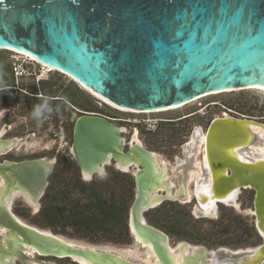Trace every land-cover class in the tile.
<instances>
[{
  "label": "water",
  "instance_id": "obj_1",
  "mask_svg": "<svg viewBox=\"0 0 264 264\" xmlns=\"http://www.w3.org/2000/svg\"><path fill=\"white\" fill-rule=\"evenodd\" d=\"M0 51L25 53L134 112L178 107L226 91L250 88L264 95V0H0ZM254 122L215 117L204 132L211 179L205 201L217 209L233 192L252 190L251 216L261 239L253 252L217 251L220 264H264V161H241L232 153L255 142L249 129ZM13 146L14 140L0 139V153ZM69 152L90 179L112 162L137 168L128 228L134 243L150 247L158 264H209L213 251L182 243L173 253L169 237L144 217L186 195L164 187L154 153L139 144L124 152L120 128L90 113L76 117ZM53 165L44 159L0 163V264H44L27 255L34 253L74 264H136L110 251L72 245L13 213L17 195L40 205ZM194 199L203 205L195 193Z\"/></svg>",
  "mask_w": 264,
  "mask_h": 264
},
{
  "label": "rangeland",
  "instance_id": "obj_2",
  "mask_svg": "<svg viewBox=\"0 0 264 264\" xmlns=\"http://www.w3.org/2000/svg\"><path fill=\"white\" fill-rule=\"evenodd\" d=\"M27 58L0 51V89L7 88L0 92V122L9 125L5 137L28 142L27 146H33L34 143H45L46 146L54 144V138L50 140L51 133L60 135V140L56 143L57 153L49 147L47 151L39 148L38 151L25 154L18 151L8 155L15 160L30 157L56 159L39 207L34 209L23 198L17 197L12 211L26 224L69 241L145 257L127 229L128 212L134 199L129 175L116 173L109 166L105 167L107 173L94 175L87 182L79 177L69 153L71 124L78 116L76 110L127 121V133L123 135L125 139L130 129L139 124V140L147 149L170 163L173 156L180 154L178 144L185 141L191 127L204 130L225 109L260 118L264 124V95L254 90L205 96L192 104L167 112H120L108 107L107 102L96 95L94 97L92 92L93 96L81 90L67 76L49 71ZM186 116L189 117L183 119ZM230 116L235 117L234 114ZM77 183L87 190L79 191ZM91 187L94 192L101 194V209L92 204L94 199L88 197ZM62 194L66 196L62 197ZM238 204L240 210L221 207L214 219H205L192 214L191 204L164 202L147 211L144 217L148 224L169 237L171 247L188 243L211 251L227 249L237 253L254 249L261 243L251 216L252 192L242 191ZM55 207L63 208V212L60 215L52 212L50 215ZM103 209H113L115 219L105 220ZM49 261V264H74L69 261Z\"/></svg>",
  "mask_w": 264,
  "mask_h": 264
},
{
  "label": "flooded vegetation",
  "instance_id": "obj_3",
  "mask_svg": "<svg viewBox=\"0 0 264 264\" xmlns=\"http://www.w3.org/2000/svg\"><path fill=\"white\" fill-rule=\"evenodd\" d=\"M70 80H71L72 83H74L75 85L79 86V88L81 90H83L84 92H87L88 94H91V92L87 91L86 89H83L80 85H78L77 83H75L74 81H72V79H70ZM3 90H7V88L6 87L1 88L0 89V92H2ZM105 105H107V104H105ZM107 106L110 107V108H112L109 105H107ZM114 110H117V109H114ZM75 112L78 114V116L80 114H83V113H88V112L79 111V110H76ZM90 114H97V113H90ZM230 114H234L235 117L232 116L234 118L252 119L256 123L264 125L262 122H260L261 121L260 118L249 117V116L241 115V114H238V113H233L229 109H225V112L220 117H223V116L224 117H227V116L230 117ZM97 115H101V114H97ZM101 116H103L106 119L110 120L112 123H114L115 125H117L120 128V130H121V137L124 140V152L128 151V149L132 145L138 144V143H136V141L133 140V137L135 136L139 140V138H138L139 131L137 129V127H138L139 124H137L136 126H134V127H132L130 129L129 135L125 139L123 137V135H125L127 133V128L125 127L126 124H129L127 121L122 120V119H118V118H116V119H114V118H108V117H106L104 115H101ZM189 116H186L183 119H185V118H187ZM162 123H165V122H162ZM209 123L207 124V126H206V128L204 130H202V128H200V127H191L188 130L187 138L185 139V141H182V142H180L178 144V150H179L180 154L179 155H176V156H173L172 163H170L169 161H166V160L161 159L156 152L150 151L149 149H147L143 145V143L139 140L142 143V145L141 144H139V145H141L145 150L154 153L155 158H156V166H157L158 171H160V170L164 171V174L162 176V181H163V185H164L165 188H167L169 191H171L172 194H175V193H179L180 191H185V188H186L185 184H187V189H188V191L190 193V199L188 201H186V202H184V201H167V202L168 203H178V204L179 203L180 204H191L192 205V214L193 215H194V210H195L196 207H197V209L202 210V206L201 205H197V203H196V201L194 199V193L197 196V194H198L197 191L204 190L203 188H205L204 180H206V177H205L206 176V171L209 172L208 167H207V163H206V160H205V155H204V152H203V144L199 147L197 142H198L200 136H204L205 135L204 132L206 131ZM73 124H71V135H70L71 136L70 137L71 138V143H72ZM8 126H9L8 124H4V123H1L0 122V139H2V140H6V139L16 140V141H18L19 144L16 145V146H13L11 149H8V150L5 149V150H3L4 152L0 153V163H2L3 161L20 162V161H23V160L44 159L46 161L53 162V164H54L53 165V169H54V166L56 164V159L52 160L50 158L49 160H47V159L41 158V157H30V158L16 159L15 160L14 158L13 159L12 158H9L8 155L10 153H12V152H18V151L25 154V153H28V152L33 151V150L38 151L39 148H43L42 149L43 151H47V150H49V149H47L49 147L51 149H53V152L54 153H57V150H56L57 149V145H56V143H58V141L60 140V135H58L57 133H51L52 136L50 137V140H51L52 137L54 138V140H53L54 141V144H52V145L51 144H48L46 146L45 143H34L33 146H27L28 145V142H23V140H17L16 138H7V137H5V135H6L7 131H8ZM149 132H153V131H149ZM191 136L194 137V142H193L194 145H193V147L192 146L190 147V145H189V142L191 140ZM71 143H70V145H71ZM250 150L251 149L249 147L247 150H244V151H242L240 153V156H242V158H243L244 161H250V160L251 161H254L255 159H259L260 158V157H256V154L257 153H254V151L253 152H250ZM70 156L72 158V155L71 154H70ZM235 158H238L237 153L235 154ZM238 159H240V158H238ZM72 160H73V158H72ZM158 161H159L160 164L158 163ZM161 161L164 162V163L162 164ZM73 162H74V160H73ZM75 165H76V163H75ZM109 166L112 167L113 170L116 171V173H120V174H123V175H129L130 181H131V189L133 190L134 195H135L134 174H135V171L137 170V168L133 165V166H130L128 169H126L127 171H123L114 162H112V163H110L108 165H105L104 168H103L102 173H99V175L107 173L105 171V167H109ZM76 167H77V165H76ZM77 170H78L79 177L82 178L83 181L87 182V181L93 179V176L94 175L92 176L91 179L90 178L89 179H86L85 177H83V175L81 174V172L78 169V167H77ZM191 171H195V173H194L195 175H193L194 178L192 180H190L188 183H186L187 180L189 179V173ZM52 172H53V170H52ZM199 174H202V177H203L202 179H198L197 176ZM95 175H98V174H95ZM208 177L210 179V175H208ZM197 181H199V183H197ZM210 187H211V183L207 186V189H205L204 195H207V194L210 193V190H211ZM245 190H250V189H242L241 192H240V194L242 193V191H245ZM250 191L252 192V201H253L254 192L252 190H250ZM201 192H203V191H201ZM160 193H164V191L161 190ZM238 197L239 196H237V200H236L237 203H238ZM20 198H23V197L20 196ZM206 202H207V200L205 201V198H203V202L202 203L203 204H206ZM27 205L30 206L29 203ZM221 207L224 208V207H229V206L218 205L217 206V211ZM239 207H240V205H239ZM229 208L234 209L231 206ZM238 210H240V208ZM217 211H216V214H217ZM215 217H216V215H215ZM214 218H212V219H214ZM205 219H210V218H205ZM23 223H25V222H23ZM27 225H29V224H27ZM29 226H31V225H29ZM31 227H35V226H31ZM37 229H39V228H37ZM127 229H128L129 235H130V231H129V228H128V220H127ZM130 237H131V235H130ZM27 255H28V257H30V258H32V259H34L36 261L43 262L44 264H49V262H50L49 260L69 261L70 263H73L69 259H56V258H53V257L41 256V255H39L37 253H34L32 255L31 254H27ZM14 264H21V262L18 261V260H16ZM31 264H37V263L32 262Z\"/></svg>",
  "mask_w": 264,
  "mask_h": 264
},
{
  "label": "bare ground",
  "instance_id": "obj_4",
  "mask_svg": "<svg viewBox=\"0 0 264 264\" xmlns=\"http://www.w3.org/2000/svg\"><path fill=\"white\" fill-rule=\"evenodd\" d=\"M12 53H16V54H18L19 56H25V57H28L27 59L28 60H30V61H33V62H37L34 58H32L31 56H29V55H27V54H25V53H19V52H12ZM30 58V59H29ZM41 65V64H40ZM43 67H46V66H44L43 65ZM47 68V70H49V71H54L53 69H51V68H49V67H46ZM68 78H70V77H68ZM71 79V78H70ZM73 81V80H72ZM81 86V85H80ZM82 87V86H81ZM83 88V87H82ZM83 89H85V88H83ZM87 90V89H86ZM247 90H252V89H247ZM89 91V90H88ZM91 92V91H90ZM226 92H230L231 93V91H226ZM235 92H238V90H236ZM94 94V93H93ZM214 95H218V94H214ZM94 96H95V94H94ZM97 96V95H96ZM98 97V96H97ZM203 97H205V96H203ZM203 97H200V98H198V99H201V98H203ZM100 98V97H99ZM102 99V98H101ZM198 99H196V100H198ZM103 100V99H102ZM196 100H194V101H192V102H190V103H188V104H185V105H182V106H178V107H170V108H167V109H164V110H158V111H152V112H144V114H146V113H148V114H150V113H156V112H167V111H172V110H176V109H180V108H182V107H184V106H186V105H189V104H192L193 102H195ZM105 101V100H104ZM106 102V101H105ZM108 103V102H107ZM105 104V103H104ZM108 105H110V106H112V108H114V109H117V110H120V111H123V112H129V113H140V112H134V111H129V110H125V109H121V108H118L117 106H114V105H112V104H109L108 103ZM227 117H229V116H227ZM250 131H251V133H253L254 134V136H255V138H256V140H255V142L254 143H252L251 145H250V152H253L254 151V153H257L256 154V157H260L259 159H255L254 161H257V163L259 162V161H264V125H262V124H258V123H256V122H254V123H251V125H250ZM262 139V140H261ZM133 140L134 141H136V143H138V144H141L142 145V143L134 136L133 137ZM204 140H205V135L204 136H200L199 137V140H198V146L200 147L203 143H204ZM259 141V142H258ZM193 142H194V137H192L191 136V140H190V142H189V145H190V147L192 146L193 147ZM19 143H18V141H16V140H14V146H16V145H18ZM245 149H242L240 152H236L237 153V156H238V158H240L242 161H244L243 160V158H242V156H240V153L242 152V151H244ZM235 151L236 150H232V153L235 155L236 153H235ZM237 158V159H238ZM240 159H238V160H240ZM246 162H249V161H246ZM158 163H159V161H158ZM161 163L163 164L164 162H162L161 161ZM160 164V163H159ZM103 168H104V166L102 167V168H100V170L98 171V173L97 174H99V173H102V171H103ZM123 171H127L126 169L127 168H121ZM195 173V171H191L190 173H189V179L187 180V182L186 183H188L190 180H192L194 177H193V175H195L194 174ZM208 175H209V172H207L206 171V180H204V183H205V188H203L204 190H201V191H203V192H201V191H197V196H198V199L200 200V198H205L204 196H207V195H210V193L209 194H207V195H204V191H205V189H207V186L211 183V179H209V177H208ZM86 179H89V177H86V176H84ZM198 179H202L203 177H202V174H199L198 176ZM197 179V180H198ZM197 183H199V181H197ZM185 186H186V188H185V197L182 199V200H180V201H184V202H186V201H188L189 199H190V193H189V191H188V189H187V184H185ZM178 194V193H177ZM237 191H235V192H233L230 196H228L227 198H226V200H225V202H224V205L225 206H231V207H233L234 209H236V210H238L239 209V205H238V203H237ZM15 197H20V195H17V196H15ZM21 197H23V196H21ZM29 204H30V202H29V200L24 196L23 197ZM208 201V200H207ZM203 202V201H202ZM209 202H206V204H203V205H201L202 206V210H199V209H197V207L195 208V210H194V215L197 217V218H210V219H212V218H214L215 217V215H216V211H217V209H216V207H215V205L214 204H208ZM30 206L31 207H33L34 209H37L38 208V206L39 205H36V206H32L31 204H30ZM22 221V220H21ZM23 222V221H22ZM25 224V223H24ZM27 225V224H26ZM34 228H36V227H34ZM37 229V228H36ZM38 230H40V229H38ZM40 231H43V232H46V233H51V232H49V231H45V230H40ZM52 234V233H51ZM54 235V234H53ZM57 236V235H56ZM58 238H61V239H63V240H66V239H64V238H62V237H60V236H57ZM66 241H68V242H70L72 245H77V246H80V247H90L91 249H100V250H104V251H110V252H113V253H115V254H117V255H119L120 257H122V258H124V259H126V260H128V261H132L133 263H136V264H158L157 262H156V260H155V258H154V256H153V254H152V252H151V249H150V247H145V248H143V247H141V245H139L138 243H137V245H138V247H140L141 248V250H142V252L144 253V255H145V257H140V256H134V255H130L129 253H123V252H119V251H116V250H113V249H110V248H104V247H93V246H90V245H85V244H81V243H77V242H74V241H69V240H66ZM180 246H181V244H179V245H177V246H175V247H171L170 246V249H171V251L173 252V253H178L177 251H179V248H180ZM190 246V245H189ZM191 247V246H190ZM255 249V248H254ZM254 249H250V250H247V252H253L254 251ZM223 252L222 253H228V252H230V253H235V252H232V251H229V250H227V249H221ZM220 250V251H221ZM189 250H185V254L186 255H188L189 254V252H188ZM245 251V250H244ZM241 252H243V251H240V252H237V253H241ZM217 253V251H213V253H211V256H210V258L209 259H207V262L209 263V264H220V262L215 258L216 257V254ZM154 258V259H153ZM82 263V262H81Z\"/></svg>",
  "mask_w": 264,
  "mask_h": 264
},
{
  "label": "trees",
  "instance_id": "obj_5",
  "mask_svg": "<svg viewBox=\"0 0 264 264\" xmlns=\"http://www.w3.org/2000/svg\"><path fill=\"white\" fill-rule=\"evenodd\" d=\"M76 185H77V188L79 189V191H81V192H84V191L87 190V188H85L82 184L80 185V184L77 183ZM45 196H48V195L46 194ZM64 196H66V195L62 194V197H64ZM88 197L91 200L94 199L92 204L95 205L97 208L101 209V207H102L101 194H99L98 192H94V188L93 187H91V191L88 193ZM65 198H67V197H65ZM52 209L53 210L50 212V215H51L52 212H55V215L56 214L60 215L63 212V208H56L55 207V208H52ZM112 210L113 209H111V210L110 209H103L102 210V213L104 215L105 220H114L115 219V216H114L115 213H114V210H113V212H112Z\"/></svg>",
  "mask_w": 264,
  "mask_h": 264
},
{
  "label": "built area",
  "instance_id": "obj_6",
  "mask_svg": "<svg viewBox=\"0 0 264 264\" xmlns=\"http://www.w3.org/2000/svg\"><path fill=\"white\" fill-rule=\"evenodd\" d=\"M15 69H18V67H15Z\"/></svg>",
  "mask_w": 264,
  "mask_h": 264
}]
</instances>
